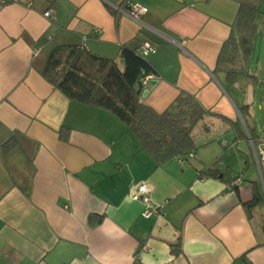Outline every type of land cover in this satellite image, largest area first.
Listing matches in <instances>:
<instances>
[{
	"label": "crops",
	"instance_id": "1",
	"mask_svg": "<svg viewBox=\"0 0 264 264\" xmlns=\"http://www.w3.org/2000/svg\"><path fill=\"white\" fill-rule=\"evenodd\" d=\"M133 1L138 21L125 0H0V264H264V15L229 78L216 61L237 1ZM143 42L156 51L142 102L161 113L184 91L207 111L195 147L160 162L41 74L58 44L121 63ZM142 182L149 217L130 197Z\"/></svg>",
	"mask_w": 264,
	"mask_h": 264
},
{
	"label": "trees",
	"instance_id": "2",
	"mask_svg": "<svg viewBox=\"0 0 264 264\" xmlns=\"http://www.w3.org/2000/svg\"><path fill=\"white\" fill-rule=\"evenodd\" d=\"M235 1L238 10L233 30L216 61L229 78L239 74L242 61L250 57L259 20L264 15V0ZM147 56L140 55L137 48L124 47L119 63L84 45L58 44L49 51L41 74L69 100L111 111L135 135L140 146L160 162L195 147L191 132L207 111L184 91L161 113L143 103V84L139 80L155 72ZM67 133V128H61L60 138L66 140Z\"/></svg>",
	"mask_w": 264,
	"mask_h": 264
},
{
	"label": "built area",
	"instance_id": "3",
	"mask_svg": "<svg viewBox=\"0 0 264 264\" xmlns=\"http://www.w3.org/2000/svg\"><path fill=\"white\" fill-rule=\"evenodd\" d=\"M118 10L122 12L124 15L128 16L129 18L133 19L134 21H138L139 17L147 12V7L138 2L133 0H125L122 7H119ZM52 10L48 8L44 11L45 16H50ZM156 51L155 47L149 42H143L137 47V52L140 55L147 56L151 53ZM150 75H146L140 78V82L144 85ZM261 145H264V139H260ZM256 157L264 158V148L261 146L255 152ZM149 189L146 183L142 182L137 185V188L134 192L130 194V197L134 200H140L143 203V209L141 211V215L144 217H149L152 213L159 210V206L152 205L151 199L149 197Z\"/></svg>",
	"mask_w": 264,
	"mask_h": 264
},
{
	"label": "water",
	"instance_id": "4",
	"mask_svg": "<svg viewBox=\"0 0 264 264\" xmlns=\"http://www.w3.org/2000/svg\"><path fill=\"white\" fill-rule=\"evenodd\" d=\"M147 92H148V89H143L142 93H141V96L144 97Z\"/></svg>",
	"mask_w": 264,
	"mask_h": 264
}]
</instances>
